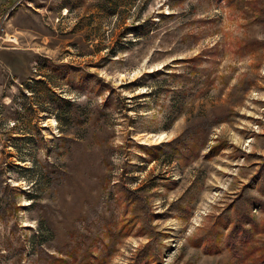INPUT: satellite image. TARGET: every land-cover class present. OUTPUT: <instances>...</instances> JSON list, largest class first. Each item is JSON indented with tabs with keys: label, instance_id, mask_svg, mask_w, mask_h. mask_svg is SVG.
<instances>
[{
	"label": "rangeland",
	"instance_id": "obj_1",
	"mask_svg": "<svg viewBox=\"0 0 264 264\" xmlns=\"http://www.w3.org/2000/svg\"><path fill=\"white\" fill-rule=\"evenodd\" d=\"M263 253L264 0H0V264Z\"/></svg>",
	"mask_w": 264,
	"mask_h": 264
},
{
	"label": "trees",
	"instance_id": "obj_2",
	"mask_svg": "<svg viewBox=\"0 0 264 264\" xmlns=\"http://www.w3.org/2000/svg\"><path fill=\"white\" fill-rule=\"evenodd\" d=\"M146 149L148 150V152H149L150 150H153V148H146ZM255 254H257V253H256V248L252 249V250L249 252V255H250V256H255ZM263 256H264V253H263ZM263 256H262V255L257 256V257L259 258V261H260V262H264V257H263ZM262 257H263V259H262ZM252 264H259L258 261H257V258L252 262Z\"/></svg>",
	"mask_w": 264,
	"mask_h": 264
}]
</instances>
